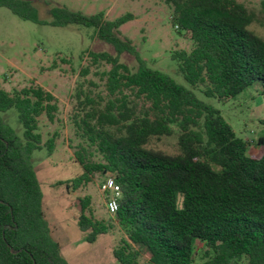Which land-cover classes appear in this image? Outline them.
<instances>
[{
	"label": "trees",
	"instance_id": "1",
	"mask_svg": "<svg viewBox=\"0 0 264 264\" xmlns=\"http://www.w3.org/2000/svg\"><path fill=\"white\" fill-rule=\"evenodd\" d=\"M164 1L172 8V26L193 42L189 52L171 54L191 88L148 67L132 41L121 35L120 26L134 18L130 12L107 20L103 12L87 15L51 6L41 19L42 5L33 0H0V7L23 20L93 27L96 37L116 52H88L92 62L111 64L108 93L129 88L151 104L142 111L122 96L103 110L86 111L80 120L83 135L102 161L84 162L77 153L82 173L56 184L75 190L93 172L111 175L120 188L113 216L126 236L112 250L120 264H137L134 245L147 251L149 264H194L196 242L202 264H236L243 258L247 264H264V137L256 142L261 155H248L247 142L236 136L220 110L193 90L226 100L258 81L264 98V38L250 29L256 17L237 0ZM260 5L264 26V0ZM124 52L135 57L134 71L119 61ZM11 108L21 136L1 116ZM57 109L54 95L41 86L12 93L0 88V264H69L50 234L31 163L33 151H53L55 135L42 141L38 117L45 114L53 121ZM174 125L179 131L176 153L149 146L152 137L171 135ZM79 202L77 224L92 243L109 227L86 214L88 197Z\"/></svg>",
	"mask_w": 264,
	"mask_h": 264
},
{
	"label": "rangeland",
	"instance_id": "2",
	"mask_svg": "<svg viewBox=\"0 0 264 264\" xmlns=\"http://www.w3.org/2000/svg\"><path fill=\"white\" fill-rule=\"evenodd\" d=\"M33 1L42 5L38 8L41 19H46V7L51 6H65L87 15L103 12L107 20L132 13L134 18L120 26L121 35L132 41L139 57L148 67L162 71L177 83L191 88L178 71V62L171 54L176 49L189 52L193 42L184 31L172 26V8L164 0ZM237 1L255 15L256 20L251 23L250 29L264 38L261 0ZM89 51L116 55L111 44L96 37L93 27L39 24L20 19L8 8L0 7V88L12 93L23 87L41 86L54 95L58 107L53 121H48L45 114L38 117V132L42 141L55 135L53 151L49 153L42 147L31 154L50 234L60 244V253L69 264H120L112 250L121 246L126 236L114 216L106 211L99 190L100 183L111 175L108 172H93L90 181L75 190L57 185L56 182L72 179L82 173L79 156L84 162L102 161L96 146L83 135L80 120L86 111L91 108L103 110L109 100L122 96L142 111L150 108L151 104L129 88H122L110 95L107 90V72L111 64L105 61L92 62ZM119 61L125 63L130 71L137 67L135 57L128 53L120 54ZM260 89L257 81L236 97L226 100L206 97L200 88L193 89L200 100L220 110L236 136L247 142V154L254 157L261 155V148L256 142L264 137V98ZM79 103H84V107ZM1 116L19 136L22 135L23 130L14 108L1 113ZM173 129L169 136L152 137L149 146L176 153L179 131L175 125ZM86 197L90 200L86 214L104 221L109 227L107 233L98 235L92 243L86 242L87 232H82L77 224L79 200ZM196 243L194 264H202L201 244ZM133 247L139 250L137 264H149L147 251L137 245ZM236 264L247 262L243 258Z\"/></svg>",
	"mask_w": 264,
	"mask_h": 264
},
{
	"label": "built area",
	"instance_id": "3",
	"mask_svg": "<svg viewBox=\"0 0 264 264\" xmlns=\"http://www.w3.org/2000/svg\"><path fill=\"white\" fill-rule=\"evenodd\" d=\"M99 190L103 196L106 211L114 215L118 207L120 188L111 176L106 177L99 185Z\"/></svg>",
	"mask_w": 264,
	"mask_h": 264
}]
</instances>
